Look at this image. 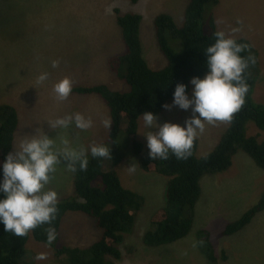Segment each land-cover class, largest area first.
Returning a JSON list of instances; mask_svg holds the SVG:
<instances>
[{
    "label": "rangeland",
    "instance_id": "374dc122",
    "mask_svg": "<svg viewBox=\"0 0 264 264\" xmlns=\"http://www.w3.org/2000/svg\"><path fill=\"white\" fill-rule=\"evenodd\" d=\"M57 1L0 0V103L14 105L19 115L14 147L36 128L54 136L47 122L74 112L91 118L93 126L87 131L65 132L70 146L87 149L90 144L105 142L112 127L111 124L107 129L103 125L104 120L111 121L108 107L98 95L76 94L73 89L105 84L118 92L129 90L108 66L124 52L113 8L142 17L143 57L153 70L163 69L166 65L155 39V18L170 14L175 23L182 26L186 8V0H139L137 3L130 0ZM210 18L215 20L218 31L234 39L245 38L258 51L261 75L253 99L257 104H264V0H219L217 5L205 6L203 21ZM238 20L240 24H237ZM233 28L239 31L232 32ZM172 45L178 53L182 52L179 41H172ZM53 60H59L57 68L51 67ZM43 72L49 73V78L43 85H38L36 78ZM64 77L73 82L72 94L66 101L58 102L52 85ZM171 103L172 100L167 104ZM190 116L191 110L173 107L164 109L157 117V123L183 125ZM226 128L227 123L223 122L206 125L205 131L197 137V157L209 154ZM148 131L150 129L145 128L139 119L137 139L146 149L143 135ZM257 132L252 123L248 124V136ZM262 136L264 138V132ZM118 144L125 159L115 172L122 185L142 195L145 202L132 232L120 245L122 258L115 264H207L197 245L201 230L210 232L217 254L226 252L228 261L220 264H264V212L252 219L241 232L223 236L226 225L255 206L264 192V171L248 156L238 154L231 170L202 179V196L196 206L193 228L185 239L170 246L149 249L143 244V236L151 227L152 216L164 206L167 179L140 169L132 142L125 132L121 133ZM131 164L135 171L127 169ZM104 169L113 170L108 162H105ZM53 177L46 188L58 193L59 202L74 196L73 172L61 164ZM87 218L76 213L65 216L59 233L61 245L86 247L101 238L102 232L93 220ZM27 249L20 264H66L51 246L38 245L33 238H30ZM38 253H45L47 259L36 261L34 257Z\"/></svg>",
    "mask_w": 264,
    "mask_h": 264
},
{
    "label": "trees",
    "instance_id": "16d2710c",
    "mask_svg": "<svg viewBox=\"0 0 264 264\" xmlns=\"http://www.w3.org/2000/svg\"><path fill=\"white\" fill-rule=\"evenodd\" d=\"M218 3L219 0H186L182 26H178L170 14H160L155 18L156 43L166 60L165 67L160 70L150 68L143 57L140 35L142 17L138 14L122 13L120 8H113L124 52L108 66L129 90L118 92L105 84L73 89L76 94L98 95L108 107L112 127L107 140L102 144L111 148L112 158L93 159L89 154L87 170L80 171L77 166V171L73 172L74 196L58 202L57 218L51 224L58 235L51 247L64 263L115 264L122 258L120 245L132 232L136 217L145 202L142 195L126 189L115 172L125 159V153L121 152L118 144L122 132H125L132 142L133 153L138 157L140 169L167 179L164 206L152 216L151 227L143 236V244L149 249L173 245L189 235L195 220L196 206L202 196L201 181L205 176L228 172L238 154L248 156L264 171V138L261 136L264 132V104H257L253 99L254 88L261 75L259 53L245 38L235 40L251 45L250 51L256 60L245 72L249 92L244 105L234 114L233 120L227 123L226 131L209 154L197 157L199 141L196 138L192 154L187 159L178 160L169 154L167 160H150L148 149L137 139L141 119L139 117L143 113L151 112L158 117L164 110L162 105L172 100L177 84L187 85L189 93L190 80L193 77L203 78L205 75L206 57L203 52L207 46L214 43L213 33L218 30L213 18L203 21L204 8L209 4ZM172 41L182 44L181 53L177 52ZM241 55L246 57L248 53ZM19 122L15 106L1 102L0 163L13 151ZM251 123L258 132L248 136L247 126ZM105 162L110 164L112 171H105ZM262 212L264 192L255 206L238 220L226 225L223 236H233L241 232ZM70 213L82 214L93 220L102 232L101 238L86 247L61 245V225L65 216ZM47 227L49 225H42L25 237H15L6 233L3 225H0V264H20L28 252L30 238L38 245L46 244ZM197 245L207 264L228 261L226 252L217 254L209 231L198 232Z\"/></svg>",
    "mask_w": 264,
    "mask_h": 264
},
{
    "label": "clouds",
    "instance_id": "9594fccd",
    "mask_svg": "<svg viewBox=\"0 0 264 264\" xmlns=\"http://www.w3.org/2000/svg\"><path fill=\"white\" fill-rule=\"evenodd\" d=\"M241 21H237L240 24ZM232 32L239 31L233 28ZM214 43L204 50L206 73L203 78L193 77L191 94L188 86L177 84L172 94V103L164 104L165 110L178 107L191 110V116L183 125L165 122L157 123V116L151 112L143 113L145 128L150 129L145 135L148 158L150 160H167L169 154L176 159H187L192 154L194 141L205 131L206 125L218 122L230 123L234 114L245 103L249 86L245 72L250 64H255V57L247 43H238L223 31L213 33ZM247 52L245 57L241 53ZM59 60L51 61V67L57 68ZM49 73L43 72L36 78L38 85H43ZM73 82L64 77L52 85L54 98L58 102L66 101L72 94ZM50 136L39 128L22 138L14 151L9 152L0 163V225L6 233L15 237H25L32 230L49 225L45 229L46 246L57 240V231L51 227L58 214V193L46 188L52 181L57 167L64 165L69 171H86L88 156L93 159L111 157V148L104 144H90L84 147H72L64 133L68 130L87 131L93 126L91 118L79 112L65 115L47 122ZM112 124L104 120L103 125L109 129ZM59 141V143H57ZM127 169L135 171L131 164ZM195 246V245H194ZM36 261L47 259L45 253L35 255Z\"/></svg>",
    "mask_w": 264,
    "mask_h": 264
},
{
    "label": "bare ground",
    "instance_id": "6f19581e",
    "mask_svg": "<svg viewBox=\"0 0 264 264\" xmlns=\"http://www.w3.org/2000/svg\"><path fill=\"white\" fill-rule=\"evenodd\" d=\"M240 3V2H239ZM89 50V49H88ZM87 51V50H86ZM262 136V135H261ZM261 183V182H260ZM167 212V211H166ZM168 214V213H167ZM88 219V218H87ZM91 224V223H90ZM189 241H190V239H189ZM192 242H193V240H192ZM189 243V242H188ZM200 259V258H199Z\"/></svg>",
    "mask_w": 264,
    "mask_h": 264
}]
</instances>
